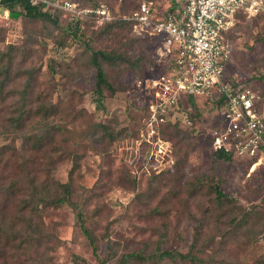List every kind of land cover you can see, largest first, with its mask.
Returning <instances> with one entry per match:
<instances>
[{"label":"rangeland","instance_id":"rangeland-1","mask_svg":"<svg viewBox=\"0 0 264 264\" xmlns=\"http://www.w3.org/2000/svg\"><path fill=\"white\" fill-rule=\"evenodd\" d=\"M93 1L115 9L119 17L149 0ZM152 1L161 15L174 2L180 7L186 0ZM6 10L0 7V51L5 53L11 96L0 119V194L5 195L4 214L0 205L5 222L0 264H81L79 257L89 264H154L121 259L133 252L147 256L158 244L188 252L199 218L208 223L205 238H213L202 254L208 264H264V165L254 168V161L241 157L215 158L209 136L216 128L218 104L200 97V114L191 126L183 125L173 136L174 128L166 127L158 145L156 134L151 136V87L168 63L158 36L136 33L126 25L106 27L98 19L85 22L74 35V27L68 28L71 15L64 12L56 24L12 17ZM230 39L225 78L253 85L264 113V13H241ZM88 45L138 58L137 68L105 64L116 90L105 91L103 108L97 107ZM41 104L46 110L35 115ZM43 115L54 136L36 148L30 136ZM75 155L80 159L72 198L82 206L84 220L69 205L41 204L35 213L21 212L19 203L28 196L30 180L60 190L58 183L69 180ZM218 181L241 207L237 212L217 205L210 185ZM15 182L18 186L11 188ZM234 217L243 224L238 226ZM17 230L19 234L13 232ZM157 264L190 263L166 258Z\"/></svg>","mask_w":264,"mask_h":264},{"label":"built area","instance_id":"built-area-1","mask_svg":"<svg viewBox=\"0 0 264 264\" xmlns=\"http://www.w3.org/2000/svg\"><path fill=\"white\" fill-rule=\"evenodd\" d=\"M32 5L47 3L63 10L66 16L111 21L117 17L105 5L82 6L75 0H27ZM122 3L124 0H118ZM9 12L8 10H6ZM264 12V0H186L177 9L159 14L154 1H146L120 18L134 21L133 30H146L158 36L170 72L153 80L152 119L159 124L156 109L182 108L173 119L191 126L193 119L185 108L188 96H209L218 103V126L212 136L213 150L235 157L254 159L253 167L264 165V113L260 93L249 83L225 78L232 56L229 33L240 13ZM151 122V136L157 133ZM162 138L157 139V143ZM168 142V141H165ZM162 146V144H160ZM161 149V148H160Z\"/></svg>","mask_w":264,"mask_h":264},{"label":"trees","instance_id":"trees-1","mask_svg":"<svg viewBox=\"0 0 264 264\" xmlns=\"http://www.w3.org/2000/svg\"><path fill=\"white\" fill-rule=\"evenodd\" d=\"M79 1L82 6H89V7H100V3H96L93 0H76ZM92 2V4H88L87 2ZM151 1V0H149ZM185 3V2H184ZM183 3V4H184ZM178 3L174 2L172 4V9H177ZM0 7H3L9 11L10 16L12 17H19V16H28L33 19H39L44 21H51L54 23H58V18H61L63 14V10L58 9L56 7H53L51 5H48L47 3H41L39 5H32L27 0H0ZM123 10H125L123 8ZM112 11L115 13V9L112 8ZM126 11V10H125ZM243 13V12H242ZM264 13V12H261ZM241 14V13H240ZM239 14V15H240ZM117 15V14H116ZM238 15V16H239ZM237 16V17H238ZM85 22H95V18H81L76 16H71L68 18V28L73 29L74 35H77V32L80 31L81 25H83ZM236 22V21H235ZM117 25H126L131 30H133L134 21L132 20H125L120 17H115L111 21H104L103 26L106 27H114ZM235 25V24H234ZM234 27V26H233ZM233 29V28H232ZM232 31V30H231ZM229 33V38L230 34ZM147 36H155L151 34L149 31L144 32ZM231 40V39H230ZM87 49L90 52L89 55V64L94 67L96 73V84L94 88V92L97 95V107L103 108L104 107V99H105V91L109 90L111 93L115 92V87L112 85V83L109 81L105 64H109L113 67H121L123 65H127L129 67L134 66L137 68L138 66V58L132 59V57L125 53L120 52L117 50H105V49H94L87 46ZM4 52L0 51V119L2 117V111L3 105L5 104L6 100L9 98L8 90H6L7 84L10 81V77L8 76V66H5L3 64L4 62ZM143 59L141 58V62ZM230 61V60H229ZM133 67V68H134ZM162 73H169L170 72V64L167 63V65L162 69ZM231 81L237 82V79H233ZM250 84V83H249ZM253 86V85H252ZM254 87V86H253ZM255 88V87H254ZM209 97V96H205ZM200 97L188 96V103H189V109H188V115L194 120L196 117L199 116L200 112L198 109V101ZM216 102V101H215ZM218 104V103H217ZM219 105V104H218ZM25 107L26 105L23 104L22 107ZM40 109V110H39ZM182 108L178 109L175 107H157L156 113L157 117L162 120L158 125H156L157 129V139L161 138L159 136L160 133H164V129L173 127L175 132L171 134L173 136L177 132L180 131V128L182 127L180 125L179 120L173 119L174 115L176 114V111H180ZM260 109V108H259ZM29 110H32L31 108ZM46 106L44 104H41L40 107L36 110L35 115L38 114L40 111H45ZM33 115V111H32ZM23 119V114H20L18 118H16V126L19 128L20 122ZM45 115H43V123L40 122V124L35 129V134L31 135L30 138H32L34 142V147L41 148L43 146V140L44 139H51L53 138V132L51 128L47 126V123L45 124ZM5 122V118L3 119ZM160 120V121H161ZM219 123H216V127ZM103 129L109 130L108 126L105 124L101 125ZM5 127V123L3 125ZM56 127V126H55ZM113 130V129H112ZM196 134H198V131L193 128V130ZM110 135H112V131L110 132ZM210 143H212V136H209ZM156 145H158L157 141H155ZM213 149V148H212ZM213 154L216 159L223 160V161H229L232 158H236L233 154L227 153L223 150H213ZM79 155L74 156V162L73 167L70 171L69 180L64 183H58L60 190L54 189L47 183H41L38 184L35 182L34 178L30 180V186L28 190V196L25 198H22L19 203L20 211H30L32 213H35L40 205H52V206H62V205H69L73 207L76 211V214L78 218L83 221L84 220V211L81 205L76 203L73 198V190H72V180L74 178V174L76 169L79 168ZM250 161H254V159H248ZM1 178V177H0ZM5 178V177H4ZM200 183H204L203 179H201ZM17 182H15L11 188H16ZM211 192L213 193L214 200L216 201L217 205L222 208H229V212H237L239 205L235 202L236 200L227 194L221 186V183L214 182L210 185ZM5 193V189L2 190ZM0 201L2 202L0 205L4 208L3 214L5 213V195L0 194ZM158 211V209H157ZM4 216L0 219V252L1 250L4 251L5 247V222L3 221ZM27 220V218L25 219ZM235 222L238 226L243 224L244 221H238L237 217H234ZM31 221V220H29ZM208 223L206 222V219H197V225L195 227L194 231V240L190 246V249L188 252H178L173 250H164L162 249L161 245L158 244L156 248L147 256H143L142 254L138 252L133 253H126L122 256L121 261L123 263H126L128 259H139V260H151L154 264H157L158 262L166 259H178L180 258L184 262H189L190 264H208V260L202 257L203 252L206 250L207 247L210 246V244L213 241L212 237L205 238V231L208 228ZM13 223L11 225V228H13ZM8 231V230H7ZM14 233H20L19 230L13 231ZM8 234V232H6ZM25 235H28L26 231H24ZM89 233V232H88ZM165 238V235L162 234L160 236V240L163 241ZM3 244V246H1ZM91 245L93 247V252L97 255L98 254V247L94 240H91ZM81 264H89L88 261L85 258H81ZM106 261L103 260L102 264H104Z\"/></svg>","mask_w":264,"mask_h":264}]
</instances>
